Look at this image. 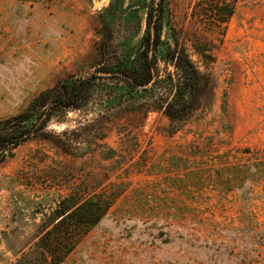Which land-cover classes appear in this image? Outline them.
Returning a JSON list of instances; mask_svg holds the SVG:
<instances>
[{"label": "rangeland", "instance_id": "obj_1", "mask_svg": "<svg viewBox=\"0 0 264 264\" xmlns=\"http://www.w3.org/2000/svg\"><path fill=\"white\" fill-rule=\"evenodd\" d=\"M162 1L140 88L108 73L132 65L159 0H0V123L94 76L86 103L0 147V264H49L48 231L76 241L61 264H264V0ZM180 55L197 84L169 116ZM92 196L107 205L90 228L55 227Z\"/></svg>", "mask_w": 264, "mask_h": 264}, {"label": "trees", "instance_id": "obj_2", "mask_svg": "<svg viewBox=\"0 0 264 264\" xmlns=\"http://www.w3.org/2000/svg\"><path fill=\"white\" fill-rule=\"evenodd\" d=\"M162 0H159L156 11L151 15L153 21V31L145 38L143 44L138 50L137 57L132 65L128 68L119 71H112L110 75L121 76L131 82L132 85L147 88L154 83L155 59L154 50L159 42L160 30V16L162 14ZM218 12L224 11L223 20L225 21L232 13L233 7L230 2H222ZM153 15V16H152ZM157 23V24H156ZM146 51L145 55L141 57V53ZM153 53V56L151 55ZM177 66L180 68L183 81L180 83L176 97L182 103L181 107H174L168 105L164 112L169 116L180 114L186 109L188 104L183 101V96L187 92H191V88L197 84V73L186 56L180 55L176 60ZM120 73V74H119ZM151 82L150 84H148ZM148 84V85H147ZM146 85V86H145ZM94 86V76H84L77 79H70L62 82L59 89L55 91H46L36 96L25 112L14 116L9 120L0 123V147L10 148L16 145L19 141L24 140L34 131L41 129L46 125L51 115L56 108H77L88 101L92 94ZM183 101V102H182ZM34 119V120H33ZM21 125V129L18 127ZM95 196L84 200L76 207L72 204H66L61 207L59 215H63L55 227L67 226L69 222H73L74 226L86 229L90 228L98 221L101 213L105 211V204L98 203ZM102 205V206H101ZM74 207V208H73ZM50 232L48 231L41 237V247L50 256L49 264H61L63 262V255L70 252L76 243L75 239L60 238L62 243L56 241L57 244L52 245L50 240Z\"/></svg>", "mask_w": 264, "mask_h": 264}, {"label": "water", "instance_id": "obj_3", "mask_svg": "<svg viewBox=\"0 0 264 264\" xmlns=\"http://www.w3.org/2000/svg\"><path fill=\"white\" fill-rule=\"evenodd\" d=\"M108 74H111V73H108ZM119 74H120V73H119ZM150 83H151V82H149L148 84H150ZM148 84H147V85H148ZM145 86H146V85H145Z\"/></svg>", "mask_w": 264, "mask_h": 264}]
</instances>
